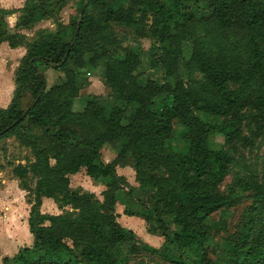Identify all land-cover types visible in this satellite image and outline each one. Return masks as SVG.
Returning a JSON list of instances; mask_svg holds the SVG:
<instances>
[{"label":"trees","instance_id":"obj_1","mask_svg":"<svg viewBox=\"0 0 264 264\" xmlns=\"http://www.w3.org/2000/svg\"><path fill=\"white\" fill-rule=\"evenodd\" d=\"M68 1L24 0L20 9H0V44L25 49L13 75V99L0 109V132L5 130L0 139L12 136L33 159L11 171L31 204L27 228L32 248L3 262L130 264L131 256L144 251L169 264H207L206 222L233 206L218 191L231 157L225 150L209 149L207 139L215 133L224 144L234 142L244 109L255 112L248 116L255 136L264 129V0H118L117 7L81 0L77 20L63 28L58 12ZM188 3L202 4L207 13L196 21ZM14 13L15 29L53 18L56 31L37 33L35 40L25 42L24 36L6 29L5 18ZM110 24L134 26L141 38L150 36L154 54L149 67L162 70L161 85L153 80L140 85L138 54L122 47ZM195 27L201 35L194 36ZM185 42L191 45L187 66L202 81L184 83L177 77ZM100 61L111 107L87 95L82 110L73 112L81 76ZM37 63L60 73L61 79L45 88ZM158 94L169 98L170 106L154 111ZM198 114L216 122H204ZM173 119L186 130L185 154L165 145ZM105 144L115 153L107 163L101 156ZM127 163L138 189L150 191L147 203L115 174L116 166ZM261 168L262 182H254L253 188L256 203L240 222L221 264H264V159ZM80 170L104 187L101 200L69 188V176ZM242 187L248 189L247 184ZM41 198L51 199L61 213L40 214ZM117 202L123 215L141 218L149 233L163 238L159 249L148 248L116 222Z\"/></svg>","mask_w":264,"mask_h":264},{"label":"rangeland","instance_id":"obj_2","mask_svg":"<svg viewBox=\"0 0 264 264\" xmlns=\"http://www.w3.org/2000/svg\"><path fill=\"white\" fill-rule=\"evenodd\" d=\"M22 1L23 0H0V5L7 7L8 11H10V8L12 7L9 4L16 5L17 2H20L21 4ZM101 1L107 3L111 7H117L119 3L118 0ZM159 1L165 2L166 0ZM80 2L81 0H69L60 12H58V19L63 28L77 20V6ZM187 6L193 13L196 21H198L201 15L207 13L202 4L188 3ZM94 11L95 8L92 5L88 7V12L92 13ZM15 17L17 18V15ZM16 18L13 19L14 21L12 22L9 18H5L6 29L9 33H18L24 36L25 42H32L35 40L37 33L45 32L53 34L56 31L53 18L40 19L31 27L25 29H15L14 25ZM110 28L115 38L122 40L123 48H131L138 54L140 65L136 69V74L140 85H143L147 80H153L158 85H161L164 81L162 70L158 66L152 68L149 67V62L154 54L150 49L152 45L150 36L146 35L141 38L139 36V30L134 26L110 24ZM199 35H201L200 30L198 27H195L194 36ZM1 48H6L5 50H8L5 45H2L0 49ZM181 48L182 58L178 63L177 77L183 80L184 83H187L189 80L202 81L201 75L187 66L191 45L188 42H185L181 45ZM109 53L121 56L120 53H116L113 50H110ZM4 60V67L2 62H0V84L6 85V88L4 89L6 93L4 94L2 93L3 91H1V96L8 95L11 92L9 81L11 79L10 74L13 64L10 65L6 58H4ZM36 65L38 73L43 79L45 88H49L61 79L62 76L60 73L47 69L40 63H37ZM103 71L104 62L100 61L96 69L89 72V74L81 76V80L80 77L77 78V81L80 80L79 85H81V89L79 90L77 98L73 102V112H80L82 110L87 95L97 96L103 101L106 107H111L112 101L108 96V88L104 84ZM167 81L170 82L171 80ZM115 105L121 106L122 103L116 102ZM164 105L169 107L170 99L164 98V95L162 94H158L157 97L153 99L151 109L158 111ZM254 113L255 112L250 109H244L241 111L244 120L239 126V137L234 142L224 144L223 138L215 133L211 134L207 139V147L209 149L225 150L231 157L227 174L218 187V191L220 194L228 196L233 204V206L228 209L215 212L206 222V229L210 239L207 253V264H221L223 262L226 257V251L230 246L229 243L234 240L235 234L239 231L240 222L245 216H247L248 211L253 208L257 200L254 197L253 188L254 182H262L261 165L262 160L264 159V129L255 136L256 128L253 122L248 118V116L253 115ZM198 117L204 122H216L215 119L204 114H198ZM185 131V128L178 125L177 121L173 119L172 131L169 138L166 140L165 145L176 153L185 154L187 151V142L184 138ZM103 148H110L112 150L111 152H113V149L109 145L105 144L101 149ZM32 160L29 149L19 145L18 141L12 136L0 139V181L4 182V184L0 186V261L2 262L13 249L15 239L13 240L12 238L17 235L23 239L26 237V232L23 230L22 224L26 215L25 211H28V208L24 206L23 200L20 199V202L17 201L16 191L17 189L21 190V188L19 187L17 180L13 177L11 171L14 166L18 164L26 165ZM102 160L104 161L103 157ZM79 174L78 177L75 176L69 179L71 188L79 187L83 190L89 189L93 191V194L99 197V190L96 186H93L90 180L85 178L84 174ZM14 180H16V183ZM26 182L28 186L32 187L33 183L30 179ZM238 182H240V184ZM244 184H247V190L242 187ZM2 187L6 190L3 191ZM230 190H232V192H230ZM136 191H134V195L137 197L138 195L135 194ZM149 193L150 191H145L140 194L143 196H141L142 199H140L141 201L143 200V203L148 202ZM6 196L13 197V199L11 198L12 200L8 202L5 200ZM179 198H182V195L179 194ZM39 212L52 215L61 213V211L56 208V205L50 202L46 203ZM256 212L257 211L254 213ZM123 218L127 217L123 216ZM29 241V244L25 245V248L31 250V237ZM130 258V264H169L166 259L161 260L160 255L156 256V254H148L144 251L140 253L138 252V254H135Z\"/></svg>","mask_w":264,"mask_h":264},{"label":"crops","instance_id":"obj_3","mask_svg":"<svg viewBox=\"0 0 264 264\" xmlns=\"http://www.w3.org/2000/svg\"><path fill=\"white\" fill-rule=\"evenodd\" d=\"M23 2H24V0L22 1L21 4H20V2H17V4H16L17 6L9 4L12 7L10 9L11 10L20 9L22 7V5H23ZM0 9L8 10L7 7L1 6V5H0ZM16 15L17 14L14 13V14L10 15L9 17H7L6 19L9 18L10 21L12 22V21H14L13 19L16 18L15 17ZM2 45H5L8 50H5L6 48H1L0 49V62H2V65L4 67V63H5L4 58H6V60L8 59L7 62H9L10 65L13 64V68H12L11 74H10L11 75V79L9 81V86H10L11 92L8 95H4V96L0 95V109H6L8 107V105L10 104V102L12 101V99H13V91H14L13 75H14V71L17 68L18 63L21 60V58L24 56L25 49L23 47H17V48L10 49L6 45V43H1L0 47ZM5 88H6V85L0 84V92L3 91L2 93L5 94L6 93V91L4 90ZM111 151L112 150L110 148L101 149V156L103 157V159H104V161L106 163L113 161V159L115 157L114 151L113 152H111ZM114 171H115V174L117 176H121V177H123L125 179L128 187H130L134 191L137 190L135 194L138 195L137 197L139 199H142L141 198L142 195H140V194L145 192L146 190H139L138 189V185L134 181V173H133L131 165H129L128 163L125 164V165H118V166L115 167ZM79 173L84 174V171L80 170L76 174L69 176V179H71V177H75V176L78 177V175H80ZM84 176H85V178L90 180V182L93 184V186H96V188L99 190V197H97L95 194H93V191H91L89 189H87V190L84 189L83 190V189H81L79 187L71 188V183H69V188L72 189V190L81 189L82 191H85V192H88V193H92L98 200H101L100 194L104 190V187L100 183L93 182L85 174H84ZM128 179H129V181H128ZM14 181L16 183V180H14ZM3 184H4V182L0 181V186H2ZM2 188H3V191L6 190L4 187H2ZM148 195H150V193ZM11 198L13 199V197L6 196L5 200L10 202L12 200ZM16 198H17V201H19V202H20V199L23 200L24 206L27 207L28 211H29V208H30L31 204L28 201L29 198L27 197V193L24 190H22V189L21 190L17 189ZM49 202L53 203L51 199L41 198V204H40L39 210L42 209L44 207V205H46V203H49ZM28 211H25L26 215H25V217L23 219V224H22V228L26 232V237H25V239H23L19 235H17L16 237L12 238L13 240L15 239V241H14L13 249L10 251V254L7 256L8 260H10L20 249L25 248L26 247L25 245H28L29 242H30L29 240H30L31 235L29 234L28 228H27ZM122 211H123V206L120 203L117 202L115 204V206H114V214L116 216V222L121 227L132 231L134 233V235H135V238L137 240H139L142 244H144L145 246L150 248V249L157 250V249H159L162 246L163 238L161 236H157L155 234L149 233L147 231L146 224L144 223V221L141 218L136 217V216H130V217L126 216L127 218H123V216H125V215H123ZM40 214L44 215L45 213L43 214V213L40 212ZM45 215H52V214H45ZM55 215H57V214H55ZM31 241H32V237H31ZM0 264H10V262H2V261H0Z\"/></svg>","mask_w":264,"mask_h":264},{"label":"water","instance_id":"obj_4","mask_svg":"<svg viewBox=\"0 0 264 264\" xmlns=\"http://www.w3.org/2000/svg\"><path fill=\"white\" fill-rule=\"evenodd\" d=\"M75 33H76V30H75ZM38 76L41 78V76H40V74H38ZM13 125V124H12ZM5 130H3L2 132H0V133H3Z\"/></svg>","mask_w":264,"mask_h":264}]
</instances>
